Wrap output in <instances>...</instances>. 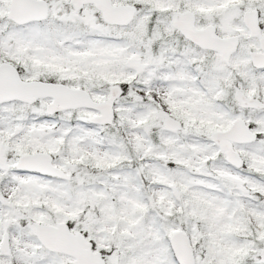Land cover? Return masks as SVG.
I'll return each instance as SVG.
<instances>
[{"label":"snow or ice","instance_id":"6c2138e0","mask_svg":"<svg viewBox=\"0 0 264 264\" xmlns=\"http://www.w3.org/2000/svg\"><path fill=\"white\" fill-rule=\"evenodd\" d=\"M0 264H264V0H0Z\"/></svg>","mask_w":264,"mask_h":264}]
</instances>
